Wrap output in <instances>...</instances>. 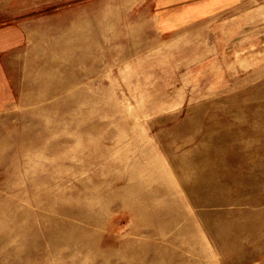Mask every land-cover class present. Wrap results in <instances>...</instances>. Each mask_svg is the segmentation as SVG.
Masks as SVG:
<instances>
[{
	"label": "rangeland",
	"instance_id": "rangeland-1",
	"mask_svg": "<svg viewBox=\"0 0 264 264\" xmlns=\"http://www.w3.org/2000/svg\"><path fill=\"white\" fill-rule=\"evenodd\" d=\"M0 264H264V0H0Z\"/></svg>",
	"mask_w": 264,
	"mask_h": 264
},
{
	"label": "crops",
	"instance_id": "crops-1",
	"mask_svg": "<svg viewBox=\"0 0 264 264\" xmlns=\"http://www.w3.org/2000/svg\"><path fill=\"white\" fill-rule=\"evenodd\" d=\"M1 68H2V64L0 62V93H2L3 91V88H4V73L3 71H1Z\"/></svg>",
	"mask_w": 264,
	"mask_h": 264
}]
</instances>
